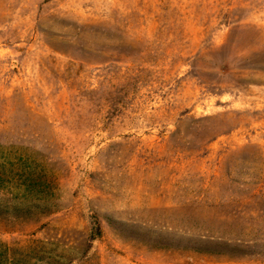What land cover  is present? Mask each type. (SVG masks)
I'll return each instance as SVG.
<instances>
[{
	"label": "rangeland",
	"instance_id": "obj_1",
	"mask_svg": "<svg viewBox=\"0 0 264 264\" xmlns=\"http://www.w3.org/2000/svg\"><path fill=\"white\" fill-rule=\"evenodd\" d=\"M20 158L56 208L0 219V264H264V0H0Z\"/></svg>",
	"mask_w": 264,
	"mask_h": 264
},
{
	"label": "trees",
	"instance_id": "obj_2",
	"mask_svg": "<svg viewBox=\"0 0 264 264\" xmlns=\"http://www.w3.org/2000/svg\"><path fill=\"white\" fill-rule=\"evenodd\" d=\"M21 159L17 163L5 159L0 162V192L15 189L11 199L0 203V219L29 221L50 215L56 208L51 204L57 189L56 179L50 175L52 165H28ZM91 225L87 249L102 234L97 217H92Z\"/></svg>",
	"mask_w": 264,
	"mask_h": 264
}]
</instances>
